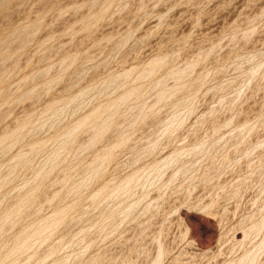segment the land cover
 I'll return each instance as SVG.
<instances>
[{
    "label": "rangeland",
    "instance_id": "374dc122",
    "mask_svg": "<svg viewBox=\"0 0 264 264\" xmlns=\"http://www.w3.org/2000/svg\"><path fill=\"white\" fill-rule=\"evenodd\" d=\"M0 264H264V0H0Z\"/></svg>",
    "mask_w": 264,
    "mask_h": 264
}]
</instances>
